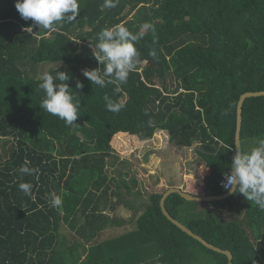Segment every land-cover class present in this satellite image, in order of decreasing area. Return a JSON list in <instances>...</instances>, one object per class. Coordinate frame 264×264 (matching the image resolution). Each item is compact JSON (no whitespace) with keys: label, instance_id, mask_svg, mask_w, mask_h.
Instances as JSON below:
<instances>
[{"label":"trees","instance_id":"trees-1","mask_svg":"<svg viewBox=\"0 0 264 264\" xmlns=\"http://www.w3.org/2000/svg\"><path fill=\"white\" fill-rule=\"evenodd\" d=\"M15 2L0 0V264H227L225 255L165 218L163 193L150 194L135 230L92 242L109 226L124 225L110 221L97 201L107 190L109 139L119 128L141 141L162 131L179 148L197 144L208 168L203 196L225 194L220 182L235 155L237 102L243 93L264 91V0H118L110 9L102 7L104 0H79L74 21L59 31L33 27L31 33L24 29L34 22L20 17ZM144 22L154 26L156 42L147 32L135 44L138 59H154L148 54L154 48L156 57H167V68L137 64L126 84L106 80L104 88L82 75V69L100 67L92 47L101 30L123 25L136 34ZM27 61L55 65L47 71L53 76L69 75L80 101L73 125L40 108V78L23 74ZM105 95L122 104L121 111L107 110ZM255 138L264 139V96L242 106L241 143ZM25 162L38 171L22 175ZM22 182L32 185L30 194L19 189ZM51 193L62 197L59 208L51 205ZM184 203L174 193L165 208L208 243L230 251L232 264H264V211L253 202L239 193L200 202L209 212L187 223L178 218ZM62 223L85 242L64 247Z\"/></svg>","mask_w":264,"mask_h":264},{"label":"clouds","instance_id":"clouds-1","mask_svg":"<svg viewBox=\"0 0 264 264\" xmlns=\"http://www.w3.org/2000/svg\"><path fill=\"white\" fill-rule=\"evenodd\" d=\"M118 0H104L103 8H115ZM14 7L20 17L34 23L24 29L31 33L33 27L49 31H59L65 22H72L79 14V0H16ZM147 32L153 34L155 40L154 26L148 22L141 25V30L133 34L123 25H115L112 28L101 30L97 34V43L92 51V56L100 67L96 69H82V75L100 88L106 87L108 83L124 85L127 83L129 73L134 71L140 56L135 44L142 40ZM149 56L156 58L157 51L153 48ZM69 75L64 72H56L53 76L44 72L40 76L38 89L43 92L40 108L48 114L64 121L66 125H73L78 118L80 101L76 94L69 88L67 81ZM59 81V83L57 82ZM77 88L82 84L77 83ZM118 90V89H117ZM107 110L118 113L123 105L114 101L108 95L103 97ZM154 122L149 120L151 126ZM25 162L18 171L23 175H32L38 171L30 168ZM222 188L229 194L239 193L247 201L253 202L261 211H264V139L259 140L250 151L244 152L235 149L232 158L230 174L222 181ZM19 189L26 195L30 194L32 185L22 182ZM50 203L59 208L63 201L60 195L50 194Z\"/></svg>","mask_w":264,"mask_h":264},{"label":"rangeland","instance_id":"rangeland-1","mask_svg":"<svg viewBox=\"0 0 264 264\" xmlns=\"http://www.w3.org/2000/svg\"><path fill=\"white\" fill-rule=\"evenodd\" d=\"M130 17L131 15L127 18ZM167 60V57L160 55L154 59H138L137 64L140 68H167ZM52 67L56 66L27 61L23 63L22 70L26 77L40 78ZM258 141V138L242 141L241 150L250 151ZM109 147L110 152L106 158V173L109 178L105 186L107 190L99 196L97 202L99 211L108 215L110 221L124 222V225L109 226L94 236L92 242L135 230L137 218L148 205L150 194H161L170 188H177L173 187L174 185H182L181 189L191 195L205 194L207 178L202 172L206 171V168L195 151L198 148L197 144L189 148H179L171 142L168 134L162 131H156L151 139L141 141L132 132L119 128L110 137ZM0 153H2L1 149ZM188 174L190 176H187ZM122 180L130 185L131 192H127ZM132 180L135 182L134 185ZM125 202L129 203L130 207H127ZM199 203L194 201L187 205L184 203L178 218L183 223H187L193 217L205 216L209 209L202 207L201 210ZM84 221L81 217L80 223ZM59 235V241L63 242L64 247L73 244L75 240L78 241L77 234L64 223L60 226ZM79 241L85 242L82 238H79ZM86 247L87 245H83L78 251L81 260L86 254ZM205 264H208V261Z\"/></svg>","mask_w":264,"mask_h":264},{"label":"water","instance_id":"water-1","mask_svg":"<svg viewBox=\"0 0 264 264\" xmlns=\"http://www.w3.org/2000/svg\"><path fill=\"white\" fill-rule=\"evenodd\" d=\"M264 96V91H258V92H246L243 93L237 102L236 106V126H235V136H234V151L236 148L241 150V140H240V133H241V124H242V106L246 99L251 97H260ZM177 194L180 197H182L185 201H195V202H210L215 200H221L225 199L226 197L230 196L231 194L225 193L221 196H194L189 193L182 192L179 188H170L166 190L159 201L160 209L162 214L165 216V218L171 222L173 225H175L178 229H180L182 232L190 236L191 238L195 239L201 245H203L205 248L212 250L214 252L220 253L222 255H225L227 257V264H232V254L230 251L222 250L207 241H205L203 238H201L199 235H196L194 232H192L190 229H188L185 225L180 223L178 220L173 218L166 210L165 208V200L166 198L171 194Z\"/></svg>","mask_w":264,"mask_h":264},{"label":"crops","instance_id":"crops-1","mask_svg":"<svg viewBox=\"0 0 264 264\" xmlns=\"http://www.w3.org/2000/svg\"><path fill=\"white\" fill-rule=\"evenodd\" d=\"M242 144V143H241ZM242 151V150H241ZM205 168H206V171H203L202 173L205 175V176H207L208 175V168H207V166L205 165ZM197 173H199L198 171H197ZM206 173V174H205ZM194 174H196V173H194ZM193 174V175H194ZM184 175V174H183ZM187 176H190V174H188ZM182 186V185H181ZM181 186H176V185H174L173 187H177V188H179V189H181ZM181 191L182 192H184L183 191V189H181ZM225 193H228V192H225ZM194 194H195V192H194ZM195 195H200V194H195ZM194 195V196H195ZM224 195V194H223ZM229 197V196H228ZM227 198V197H226ZM222 200V199H221ZM186 202H189V203H191L192 201H186ZM195 202V201H194ZM211 202V201H210ZM186 205H187V203H185ZM184 205H181L180 206V208L178 209L180 212H181V209H182V207H183ZM190 207H192V206H190ZM202 207L204 208V209H207V208H205L204 206H201V210H202ZM208 210V209H207Z\"/></svg>","mask_w":264,"mask_h":264},{"label":"built area","instance_id":"built-area-1","mask_svg":"<svg viewBox=\"0 0 264 264\" xmlns=\"http://www.w3.org/2000/svg\"><path fill=\"white\" fill-rule=\"evenodd\" d=\"M230 174V173H229ZM229 174H227V175H229ZM225 178V177H224ZM222 185V181L220 182V186ZM222 187V186H221ZM223 189V188H222ZM224 190V189H223ZM225 191V190H224ZM225 192H227V191H225Z\"/></svg>","mask_w":264,"mask_h":264}]
</instances>
